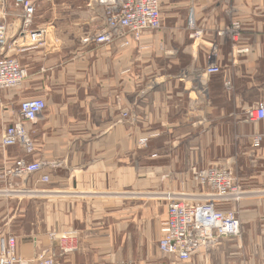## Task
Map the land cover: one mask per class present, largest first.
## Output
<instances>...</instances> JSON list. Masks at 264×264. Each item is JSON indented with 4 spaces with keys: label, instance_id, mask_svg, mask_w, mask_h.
<instances>
[{
    "label": "crops",
    "instance_id": "1",
    "mask_svg": "<svg viewBox=\"0 0 264 264\" xmlns=\"http://www.w3.org/2000/svg\"><path fill=\"white\" fill-rule=\"evenodd\" d=\"M32 1L33 27L46 30V43L22 52L17 48L28 38L20 33L21 13L5 1L8 55L26 77L20 88L0 92V173L20 158L49 166L20 185L38 195L0 200V236H15L18 254L30 264H37L40 248H56L51 233L66 231L75 232L76 250L58 256L59 264H264L263 194L222 206L236 211L240 236L183 263L159 252L167 209L146 197L162 190L198 194L193 172L212 162L235 165L245 156L264 163V141L252 145L264 122L243 121L245 109L264 101V0H171L172 8L185 1L202 39L192 41L187 25L177 21L129 46L83 42L102 19L87 0ZM231 19L241 24L234 64L219 36ZM212 46L222 72L204 76ZM227 79L232 90L225 88ZM30 99L45 103L38 120L26 124L33 153L2 147L4 127ZM152 134L148 147L138 150V138ZM244 146L257 156L244 153ZM42 174L48 183L40 181ZM235 176L244 184L264 179V172Z\"/></svg>",
    "mask_w": 264,
    "mask_h": 264
},
{
    "label": "built area",
    "instance_id": "2",
    "mask_svg": "<svg viewBox=\"0 0 264 264\" xmlns=\"http://www.w3.org/2000/svg\"><path fill=\"white\" fill-rule=\"evenodd\" d=\"M0 92L15 90L21 87L26 71L18 60L8 55L7 17L10 15L5 9V0H0ZM165 0H87L86 6L101 10L102 19L91 34L84 37L83 42L95 44H110L121 41L124 46L132 42H140L147 31H158L162 28V5ZM20 5L21 31L27 36V44L17 48L18 52L44 46L46 30L35 29L33 18L36 5L32 0H14ZM187 28L190 38L196 42L203 37V30L195 27L193 13L187 18ZM241 24L231 19L229 25L219 32L229 44L230 60L234 64L241 49L239 39ZM217 48L212 46L207 54V66L201 70L204 76L217 75L222 72L216 64ZM229 85V82L226 85ZM45 108L42 99L22 101L18 107L17 120L6 125L1 135V146H19L26 154L34 151V143L26 129L27 123H35ZM189 113L194 115L192 104ZM243 121L248 124L264 122V101L256 103L243 112ZM154 135L138 138L136 147L146 149L150 138ZM264 141V132L252 136L253 147H259ZM49 164L36 161L28 162L20 158L14 164L0 173L3 187L0 188V198H30L38 195L32 189L21 188V183L29 177L42 173ZM194 180L201 192L189 194L185 191L162 190L147 194L149 197L161 201L167 209V219L163 223L162 237L158 242L159 252L164 257H174L178 262L189 261L192 254L212 250L225 238L239 237L240 224L234 209L223 210L227 204H238L246 197L264 192H250L242 187L231 169L229 162H212L205 167L194 170ZM40 181L49 182L48 175H40ZM55 240L56 248L42 247L34 260L37 264H59L57 258L76 250V234L66 231L59 237L50 234ZM36 246V243L34 242ZM0 264H30L18 254L15 236H0ZM171 264H176L175 262Z\"/></svg>",
    "mask_w": 264,
    "mask_h": 264
},
{
    "label": "rangeland",
    "instance_id": "3",
    "mask_svg": "<svg viewBox=\"0 0 264 264\" xmlns=\"http://www.w3.org/2000/svg\"><path fill=\"white\" fill-rule=\"evenodd\" d=\"M5 1H7V0H5ZM170 2H171V0H165L163 5H162V27H165V28H168V29L175 28L177 21H179V23L182 24L184 26V28H185L186 25H187V14H188V7L184 3L185 1H182L181 2L182 4L174 6L173 8L169 5ZM234 20H236V19H234ZM227 26H225L224 29ZM228 82H229V85L228 84L226 85V83H228ZM225 85H226L225 86L226 90H232V88H233V80L232 79H227L226 82H225ZM236 152H239V150H237ZM243 152L247 153L250 156H257V151L254 150L253 148L248 147V146L247 147L244 146ZM235 165H231V169H232V171H233V173L235 175L236 174L237 175H241V174L253 173V172H258V173L264 172V163L262 161L261 162H257L255 164L248 163V159H246L245 156H242V158L239 157V160H238L237 164H235ZM244 184L246 185L244 187H247V188L243 187ZM244 184L242 185V187L244 189H246V190L247 189H249V190L250 189H258V190L264 189V179H261V180L256 181V182L255 181L244 182ZM2 187H3V184L0 185V188H2ZM146 197L149 198L150 200H153V201H156V202H161V201H157V200L149 197L148 195H146ZM1 199L2 198H0V200ZM2 200H4V198ZM5 200H7V199H5ZM162 229H163V224H162ZM57 260H58V258H57Z\"/></svg>",
    "mask_w": 264,
    "mask_h": 264
},
{
    "label": "water",
    "instance_id": "4",
    "mask_svg": "<svg viewBox=\"0 0 264 264\" xmlns=\"http://www.w3.org/2000/svg\"><path fill=\"white\" fill-rule=\"evenodd\" d=\"M6 4L12 12H20V5L15 3L14 0H7Z\"/></svg>",
    "mask_w": 264,
    "mask_h": 264
}]
</instances>
